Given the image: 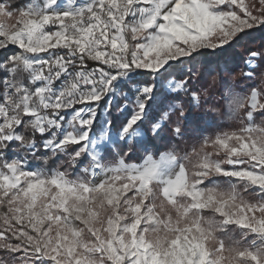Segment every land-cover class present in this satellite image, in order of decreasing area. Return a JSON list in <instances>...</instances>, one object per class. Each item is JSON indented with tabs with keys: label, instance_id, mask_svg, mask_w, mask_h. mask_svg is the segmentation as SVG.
<instances>
[{
	"label": "snow or ice",
	"instance_id": "6c2138e0",
	"mask_svg": "<svg viewBox=\"0 0 264 264\" xmlns=\"http://www.w3.org/2000/svg\"><path fill=\"white\" fill-rule=\"evenodd\" d=\"M259 4L254 13L244 0H0V50H17L0 61V264H264V53L239 69L247 89H223L237 127L183 154L107 156L139 142L146 122L158 137L173 113L183 118L169 98L199 107L195 74L157 81L170 62L264 26ZM137 71L152 82L135 89L118 131L111 121L96 129L95 106ZM170 130L183 137L179 124ZM65 161L79 173L60 171Z\"/></svg>",
	"mask_w": 264,
	"mask_h": 264
},
{
	"label": "trees",
	"instance_id": "16d2710c",
	"mask_svg": "<svg viewBox=\"0 0 264 264\" xmlns=\"http://www.w3.org/2000/svg\"><path fill=\"white\" fill-rule=\"evenodd\" d=\"M8 2L16 5H20L26 0H8ZM245 4L254 13L256 9L260 7L259 0H244ZM252 52L264 53V26H259L253 29L245 30L239 33L229 44L224 45L222 48L202 49L197 53H194L192 57L182 58L174 62H170L171 66L168 67V71L164 74V77L158 80V83L165 82L166 80H184L188 79L192 74H195V78L190 83L192 91L197 92L201 97V103L199 107L194 106L188 97L180 94L175 98H169L167 103H174L180 101L183 104L184 117L179 116V112H175L170 117V122L161 131L158 137H153L150 133V123L144 124L145 139L140 143L124 144L119 143L115 146V152L107 153L109 159L115 156L116 152L123 154L125 151L129 153L126 158L128 163L139 162L143 154L151 153L154 157H157L161 152L166 151L172 147H175L177 151L183 152L193 143L197 142L204 136L210 135L215 131L223 128L224 130H230L236 125H229L224 117V105L222 101V92L225 86H233L237 91L247 89V87L253 83L248 80L239 78V69L243 68L244 61L248 55ZM12 51L0 50V61L9 56ZM96 67L95 64L90 63L89 69ZM236 79L233 80L232 77ZM213 77H218V82L213 83ZM151 76L148 73L137 71L133 74L131 80L120 82L116 91L118 95H111L100 101L96 106L97 117L95 128L98 129L101 125V110H104L106 105V116L108 121L112 123V132L116 133L128 115V111L131 108V99L135 97V89L142 85L151 83ZM109 100L111 103L109 104ZM128 105V108H125ZM124 107L123 111L121 108ZM155 109L150 112V116L154 115ZM219 113V115L217 114ZM179 124L182 129L183 137L177 139L173 136L171 128ZM42 141L37 137V144ZM141 146H146L147 151L142 152ZM15 150L9 149L5 155V158L12 157L15 154ZM23 154L24 153H20ZM47 153L39 151L38 157H44ZM28 159L29 167L37 166L38 169L44 167L41 159L25 156ZM63 159V158H61ZM89 161L85 157L80 167L88 166ZM60 165V159L50 162L49 169L57 168ZM60 171H69L75 174L79 173V169H71L67 166L66 161L64 166L59 167ZM251 199V197H249ZM236 238L239 236L237 234Z\"/></svg>",
	"mask_w": 264,
	"mask_h": 264
},
{
	"label": "rangeland",
	"instance_id": "374dc122",
	"mask_svg": "<svg viewBox=\"0 0 264 264\" xmlns=\"http://www.w3.org/2000/svg\"><path fill=\"white\" fill-rule=\"evenodd\" d=\"M76 2H77V3H80V2H82V0H76ZM3 50H8V51L10 50V51H12L11 54H14V53L17 51L14 47H9L8 49H3ZM11 54H10V55H11ZM115 94L118 95V94H119L118 91H116ZM115 94H114V95H115ZM107 106H108V105H106L105 109H104V110H101V112H100V114H101V123H102V122H105V121H108L107 116H106ZM95 107H96V106H95ZM123 108H124V107H122L121 110H122ZM144 139H145V136H144L142 139H140L139 142H137V144H140ZM140 150L144 153V152L147 151V147H146V146H141V147H140ZM148 154H149V153H148ZM150 154H151V153H150ZM16 155H17V153L13 154L12 157H10V158H14ZM20 155H23V154H20ZM143 155H144V156L142 157V159H141L139 162H137V163L142 162L143 158H144L147 154L144 153ZM157 157H158V156H157ZM25 159L27 160V164H28V159H27L26 157H25ZM28 167H29V164H28ZM29 168H31V169H33V170H39V169L37 168V166H31V167H29Z\"/></svg>",
	"mask_w": 264,
	"mask_h": 264
}]
</instances>
